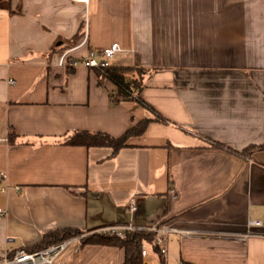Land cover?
I'll return each instance as SVG.
<instances>
[{
	"label": "crops",
	"instance_id": "1",
	"mask_svg": "<svg viewBox=\"0 0 264 264\" xmlns=\"http://www.w3.org/2000/svg\"><path fill=\"white\" fill-rule=\"evenodd\" d=\"M114 42L113 65L145 70L140 96L167 123L150 122L116 154L66 145L76 131L120 137L155 118L114 103L96 69L57 64ZM215 142L264 144V0L0 3V258L55 230L160 223L178 230L164 264H264V151L245 159ZM124 260L88 244L64 264Z\"/></svg>",
	"mask_w": 264,
	"mask_h": 264
},
{
	"label": "trees",
	"instance_id": "2",
	"mask_svg": "<svg viewBox=\"0 0 264 264\" xmlns=\"http://www.w3.org/2000/svg\"><path fill=\"white\" fill-rule=\"evenodd\" d=\"M9 1V0H8ZM8 7L9 4L7 3ZM6 5V6H7ZM66 68L73 69L69 66ZM99 72L100 79L108 80L115 86V91L111 94V100L114 103H121L126 101H136L143 107L148 108L154 112L155 118L145 119L130 129H128L122 136L114 137L104 132H89V131H76L71 135H68L64 144L70 146H83V147H108L111 148L113 154H116L119 150L128 145L129 138L142 134L147 126L152 121H158L167 123V120L157 113L150 105H148L140 96L141 89L143 87V75L145 70L132 67V66H117L113 65L108 69H96ZM13 133L10 136L13 138ZM11 138V139H12ZM215 148L226 149L223 144L218 142L211 144ZM256 151H264V144L251 145L242 151H232L235 154L249 158ZM83 234L82 231L75 228H68L62 230H55L46 233L42 239L32 247L25 248L27 251H34L48 247L57 242L78 236ZM155 234L148 231H134L127 232L125 236L119 237L117 235H108L99 232H95L90 236H84L81 239L82 246L88 244L102 245L118 247L124 250L125 260L123 264H142L143 257L141 254L142 246L144 243L152 245L155 252L160 253L158 246L154 244ZM159 259L162 264L165 263L164 257L159 254ZM180 264H190L187 262H181Z\"/></svg>",
	"mask_w": 264,
	"mask_h": 264
},
{
	"label": "built area",
	"instance_id": "3",
	"mask_svg": "<svg viewBox=\"0 0 264 264\" xmlns=\"http://www.w3.org/2000/svg\"><path fill=\"white\" fill-rule=\"evenodd\" d=\"M73 2L84 3L88 5L89 0H70ZM123 51L119 43H112L109 47L100 50H91L85 57H68V52H64L59 56L58 65L61 67L76 68L78 66H85L90 69H108L113 66L115 57ZM15 84V82H11ZM1 177L6 178L5 173H0ZM7 186L4 187L6 191ZM17 191L19 187H15ZM130 211L135 212L137 205L135 199L130 202ZM8 214L6 208L0 207V220L5 218ZM250 227H258L262 225L261 221H250L248 224ZM134 231H148L155 234L154 244L158 246L160 253L154 251L153 247L149 243H144L142 246L141 254L143 257L142 264H152L151 252L155 253L158 257L159 254L166 258L168 254L167 241L168 235L172 232H178L177 229H173L165 226L164 224L155 223L149 226H138L132 223L127 225H108L97 229L95 232L117 235L119 237L125 236L127 232ZM245 238V237H244ZM81 236H75L48 247L27 251L25 249L9 250L5 249L3 255L0 258V264H64L66 256L69 254H77L82 249Z\"/></svg>",
	"mask_w": 264,
	"mask_h": 264
},
{
	"label": "rangeland",
	"instance_id": "4",
	"mask_svg": "<svg viewBox=\"0 0 264 264\" xmlns=\"http://www.w3.org/2000/svg\"><path fill=\"white\" fill-rule=\"evenodd\" d=\"M5 3V2H7V0H0V3ZM97 230V229H96ZM96 230H94V231H90V232H83V234H81V235H78V236H81L82 238L84 237V236H90V235H92L93 233H95V231Z\"/></svg>",
	"mask_w": 264,
	"mask_h": 264
}]
</instances>
